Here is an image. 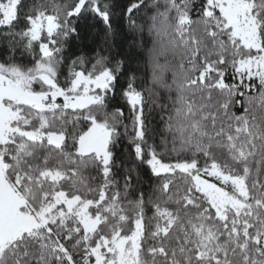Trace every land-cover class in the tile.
<instances>
[{
    "label": "snow or ice",
    "instance_id": "1",
    "mask_svg": "<svg viewBox=\"0 0 264 264\" xmlns=\"http://www.w3.org/2000/svg\"><path fill=\"white\" fill-rule=\"evenodd\" d=\"M0 264H264V0H0Z\"/></svg>",
    "mask_w": 264,
    "mask_h": 264
}]
</instances>
